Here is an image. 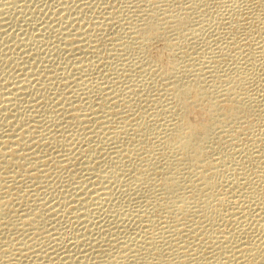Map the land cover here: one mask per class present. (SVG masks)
<instances>
[{
    "label": "bare ground",
    "instance_id": "6f19581e",
    "mask_svg": "<svg viewBox=\"0 0 264 264\" xmlns=\"http://www.w3.org/2000/svg\"><path fill=\"white\" fill-rule=\"evenodd\" d=\"M82 1H84V0H82ZM139 1H137V3H139ZM148 1H151V2H148V4L151 3V5L154 2L153 0H148ZM161 1L162 0H160L159 5H163V3H161ZM169 1H171V0H169ZM169 1H165L166 6L171 3V2L168 3ZM181 1L182 2H179L177 0V2L182 3L181 5H183V7L184 6L187 7L190 4V3L188 4L186 2L188 5L187 4L185 5V4H183V0H181ZM190 1H192V0H190ZM195 1H194V3H195ZM198 1H199V3L203 2V0L201 2H200V0H198ZM233 1H235V0H233ZM238 1H240V0H236V2H238ZM242 1H244V0H242ZM249 1H251V0H249ZM116 2H117V0H116ZM162 2H164V0ZM173 2L174 1H172V3ZM177 2L175 3L176 5H178ZM228 2H230V1H228ZM236 2H235V4L232 2V4L237 5ZM245 2H247V1H245ZM255 2L258 3V5H255V7L258 6L257 9L259 10V13L257 12L258 14L257 13L254 14V16L252 18L250 17L251 21H249L250 18L246 19L244 17V19H243V17H241L239 15H236V16L234 15L235 17L239 16L238 19H236L233 22V24H231L232 22L231 23L228 22V24H230L229 26L225 24L229 28L227 30L221 31L222 32V33L220 32L221 34L219 33L220 34L219 39H221V35H222V37H223L222 40H224L225 44H222V45L217 44L218 46H215L216 48L212 49V48L208 47V43H207V45L205 44L206 47H204V45L202 47L203 48L208 47V48L203 50V51H199V52H197L198 50L193 51V49H192L193 45L196 42L195 40H197V39L200 40L199 37H202V35L203 36L205 35V32L202 33V30H203V28H206L209 23L203 19H200V21H198V23H195L198 19H196L195 22H194V20H195L194 19L193 20L194 23H193L190 19H192L194 17L187 15L189 12L187 14H185L187 12L186 9L187 8H188V10L193 9L192 7L190 9H189V7H187L185 9L186 12H185V10L183 11V12H185L184 14H182L180 12L181 14L179 13L176 15H175V13H177V11H176L177 9L174 10L175 13L173 12V9L178 8V7L172 8V12L174 14H170L168 16L165 15L167 17L163 18L162 12L159 13L161 15V17H160L157 15L158 13L157 14L155 13L156 11H153V9H154L153 6L155 4H153L152 7L149 5L152 8V11L154 13H152V14L150 13L151 14L150 15L148 13L143 14L140 12V14H143V15L139 16L140 17L139 21L141 23H139L138 25L136 23H135L136 25L134 23H133L134 25L131 23L132 26L130 28L128 27L129 31H127V32H126L127 28L122 29L123 28L122 27L121 29L125 30L124 32H126V34H125L126 37L124 36L125 39H123V38L121 39V37L123 35L120 37V40L112 38L113 41L110 40L112 43L109 44L112 46L111 47L112 49H110V50L112 52L114 50H117L118 48H121V50H124V52H125L126 51L125 48L130 49L129 51H132V49H134L136 52H138V54L139 53L141 54V57L142 56L144 57V58H141L139 56V58L142 59V61H140V65H141L140 70H142V71L141 72L139 71V72L141 74L145 73L144 74L145 77H146V73L147 74L149 73V75L151 74L150 75L151 77H152V75H153V77L154 76L156 77L158 75L157 78H159V77L161 78V79L159 78L160 79V86H159L160 88L158 87L159 92L156 93L153 91L154 93H156V94H153L156 96V100L153 98L155 96H150V95H148V93L146 95L145 94L146 90L144 91L145 93L143 92L144 95L141 94L142 92L139 93V90L136 92V89L138 87L136 86V84H132V83H131V85H133L134 88L137 87L135 90H134V88H131L129 85V87L128 86H127V88L125 87L126 89L124 88V90H123L124 93L123 92L121 93V90L123 89V87H122V89H121V87L119 88L121 90H119V89H118L119 91L117 90V87L120 86L119 77H115L116 78L115 80L112 77H109L110 80H112V79L114 80V81H110L108 78H106L104 75H102L100 73V71H99V73L101 75H98L95 77L93 76L94 78L93 77L90 78V76H88L90 78L89 81H86L88 79L87 77H86V80H84L83 79L84 76L82 77L81 73H83V72L84 73L90 72V74L94 73L97 69L98 70L100 69L98 67H102L103 64H106L104 62H107L105 60L104 61L102 60L104 57L101 58L99 56L100 51H98V50H100L99 47H101L102 44H101V46H99L98 43H99V40L100 41L102 40V38L96 39L95 37H97V36L99 37V35H97V34H95V35H97L95 37L90 35V34L94 35V33L98 32V31L97 32L92 31L93 28H96V25H95V27H93V26L97 22L94 24H91L93 27L92 29H89L91 32L86 31V28H85L86 32H81V31H83V29H81V30L77 31V33H72V31H71V33H67L69 35H67V38L65 39V44L63 43L64 46H62L63 49L65 47V50L63 51V53L66 54V52L68 51L69 52L68 55L71 54V57L74 54L75 55L79 54L80 57L75 58V59L71 58V59H74V62L67 58L69 61L72 62L69 65L70 67H67L69 69L71 68V73L66 74L64 79H63V80H65V82H63L65 85H63V87H65L66 89L68 88V90H67L68 95L65 94L66 92H64L62 94L63 95L62 98L60 97L61 99L56 98V99H58L56 101L57 102L56 105H58L60 107V109L58 107L57 108L58 114L57 113H55V114L57 117L60 118L61 123L68 125L67 130L65 129L66 131H68L69 128L71 129L73 126H75V129L77 128L76 131H74V130H73L74 132L71 131L72 134H70V130H69V132H67L68 138H70L74 142H77V146H79V145L81 146L82 142L84 143L86 141H88V144H82L81 147L76 148L77 151L74 150L70 155H65V153H67V151L65 152L64 148H62L63 151L65 152L64 153L65 156L63 154H61V155H63V157H61V155L59 154V157H61V160H59V162H56V163L51 162V161L48 163L47 161H49V159L47 160V156H42V157L39 156L40 158H35L36 159L35 162L29 161L28 157H30V156L35 157L36 151L41 149V147L44 145V143L47 142V140H49V142L51 140H53V143H51V144L59 145L60 143H63V141H61L60 139H63L64 137L60 138L59 136H57L60 138L59 139L60 141H58L55 138V136L57 134L55 135V133H54V132H58V130L57 131H56V129L51 130V128L49 129L50 126L48 127V125H46L48 128H45L46 126L44 124L46 121L42 123L43 120L40 121V119H38L41 116L39 115L40 117H38L39 112L36 109L37 105H35L34 108L29 106L30 109L31 108L34 109L33 111H34L35 115H32L33 119L35 118L33 121V122H35L34 125L32 127L26 128V129L22 128V129H24V130H22L21 128H19V126H21V123H20L21 120L18 121V119H17L19 116L11 114L12 113L10 110L11 103H9V102H12L13 98L12 99L10 98V100H5L6 98L4 99L3 103L1 104V106H2L1 110L11 112L10 114H8L7 112H5V113L8 114L7 115L8 119H9V117H12L14 119L13 121L15 123L13 122L14 129L12 128L13 125L10 124V126H8V127L12 126L11 128L13 130L10 129L8 131H5L4 135L2 134L3 133L2 132L1 133L2 137H0V264H6V262H7V264L10 262H11V264H18V262H20V261H21V263L25 262L27 264H86L87 260L89 258L88 256L90 254H92V255L95 254L96 257H94V255H93V257L95 259L90 258L91 260H88V261L92 262V260H93V262H94V260H96V261L101 260V257L103 259L104 254L106 256L110 255L112 253L111 251H114V250L115 251L117 250L118 254L116 256H119V258H121L120 255L123 254L122 257H124V259L126 258L125 260H127L126 264H264V187H263L264 186V136L255 134L256 133L255 131H254L255 133L252 131L253 134H250V132H249L250 129L252 130V127L254 128V126L255 127L258 126V124H257V126L255 125V119L258 118V116L260 117L259 114H260V110H262V109H259L261 107H260V104H258L259 101L258 100L256 101V99H257L256 96L257 95L260 96V94H258L259 92L260 93L262 92V94L264 92V82L262 85L259 83L261 85L260 88L262 87L261 90L257 89L255 86L256 90H259V92L254 91L253 89H255V88H251V86H254V85L250 84L251 82H253L254 79L257 78L255 75V74H257L256 71H258L259 69L264 71V61L262 62V60H261V63H259L257 60L258 56H256V54H259V57H261L260 54L261 53L264 54V30L259 29V28L254 30V28H253L255 23H259V22L261 23V26L262 25L264 26V0H255ZM64 3L66 4V2H64ZM78 3H79V1H78ZM194 3H193V5H190V6H194V8H195L196 3L195 4ZM241 3L242 2H240V4ZM157 4H156L155 10H157L159 7V6H157ZM81 5H79V6H81ZM145 5H147V4H145ZM206 5H208V4H206ZM206 5H204V6H206ZM234 5H232V6L234 7ZM244 5H246V4H244ZM79 6L77 7V9L79 8ZM230 6L231 5L229 3L228 7H230ZM241 6L236 7V9L239 7L243 9V7H241ZM145 7H148V5ZM196 7H197V5H196ZM233 7H231V9ZM251 7H252V5H251ZM64 8H67V7H64ZM64 8L61 7V9H63L61 11H64L65 10ZM113 8H111V10ZM170 8H171V6H170ZM197 8H195V9L197 10ZM212 8L214 9L215 7H212ZM244 8H246V7H244ZM3 9H4V7H3ZM121 9H123V7ZM121 9H120V11H121ZM161 9H163V8H161ZM168 9H169V6H168ZM210 9H211V7H210ZM249 9H250V7H249ZM67 10H69V9H67ZM111 10L109 12H106V13L104 12L105 15H108L106 18L104 17L106 20V23L108 21L107 24H110V22H112L114 19H117L116 15H114V12H112ZM199 10H200V7H199L198 11ZM202 10H203V8L201 9V11ZM221 10L222 11L225 10V12H226L227 10H229V8L228 9L224 8ZM233 10H234V8H233ZM258 10H256V11H258ZM147 11H149V9ZM150 11H151V9H150ZM193 11H195V10H193ZM198 11H197V13H198ZM214 11L215 10H213V12ZM239 11H242V10H239ZM246 11H247V9H246ZM64 12H66V11H64ZM132 12H131V14H132ZM142 12H144V11H142ZM205 12H207V11H205ZM217 12H218V10H217ZM219 12H221V11H219ZM231 12H232V10H231ZM233 12L232 13L229 12V14L231 15V14H233ZM236 12H238V10ZM236 12H234V13H236ZM247 12H249V11H247ZM71 13H72V15H75L74 14L75 12L74 13L71 12ZM83 13H84V11H83ZM119 13L121 14L122 12H119ZM133 13L136 14L135 12H133ZM167 13H168V11L166 12V14ZM238 13H240V12H238ZM79 14H81V13H79ZM127 14H128V11H127L126 15ZM134 14H132V15H134ZM216 14H215V16H216ZM67 15H66V17H67ZM191 15L194 16V12H193V14L191 13ZM225 15H227V13ZM225 15H224V17H225ZM244 15L247 16L245 13H244ZM83 16L84 15H81V17H83ZM204 16H205V14H204ZM215 16L213 19L216 18ZM219 16H218V18H219ZM135 17H137V16H135ZM208 17L210 18V16H208ZM224 17H223V19H222V17L220 19L224 20ZM230 17H232V16H230ZM235 17H233V19ZM99 18H101V17H99ZM131 18H133V17H131ZM102 19L103 18H101L100 20H102ZM204 19H205V17H204ZM84 20H86V18H84ZM208 20L211 21V18ZM222 20H220V26H222V23H221V22H223ZM61 21H60V23H61ZM72 21H73V19H72ZM88 21H89V19H88ZM130 21H131V19H130ZM227 21H229V20H227ZM86 22H87V20H86ZM216 22H217V20H216ZM70 23H72V22H70ZM88 23H87V25H88ZM112 23H111V25H113ZM251 23H253V26ZM64 24H66V23H64ZM101 24H103V22L99 23V26H97V27L100 28ZM125 24H124V26L128 25V24H126V25ZM217 24H219V23H217ZM61 25H62V23H61ZM91 25H90V27H91ZM101 26H103V27H101V29L97 28V30L102 31V30H104L102 28H104L105 26L107 27L108 25H106L104 23V25H101ZM210 26H213V25L210 24ZM255 26H257V25H255ZM58 27H60V26H58ZM67 27H69V26L67 25ZM67 27L65 28V30H67ZM76 28H79V26ZM76 28H75V30H76ZM81 28H84V27H81ZM213 28H214V26L212 27V29ZM216 28H217V26H216ZM222 28H223V26H222ZM258 29L260 31H258ZM72 30L74 31V29H72ZM239 30L240 31L243 30L245 32L244 33L245 38L241 39V38H239L240 36H237L238 35L237 33ZM94 31H95V29H94ZM215 31H216V29H215ZM170 32L175 36V37H172V39L171 38L169 39V36H168V34ZM216 32H218V31H216ZM100 33L101 32H99V34ZM104 34H105V32H104ZM114 34H113V36H114ZM219 34H218V36H219ZM255 34H259L260 35L259 37H261V38H259L257 35V37L260 39L259 45L258 44L253 45L252 39H255V38H251V37L252 36L254 37ZM59 35L61 36V32L59 33ZM101 35L102 34H100V36ZM171 35H170V37H171ZM119 36L120 35H118V38H119ZM216 36L217 35H215V37ZM242 36H243V34H242ZM257 37H256V39L259 40ZM104 38H106V37H104ZM60 39H61V37H60ZM156 41L165 42V43H162L164 45H161V46H163L162 54L164 55V53H165V55H167V58L165 57V59L168 60L167 62L164 60H161L159 58L160 56H162L164 58L165 55L163 56L161 54L158 57L157 56L156 57L151 56L152 54L150 53V51L152 50V48H154L153 47L155 45L154 42H156ZM202 41H203V39H202ZM217 41H218V39H217ZM256 41H254V42H256ZM158 42H156V43H158ZM188 42L191 43L190 44L191 49H189V50L192 51V53H190V51L187 50L188 47L187 48L185 47L187 51H184V50H183L184 52L180 51L181 52V54H180V52H178V49H180L182 46H186L185 43L187 44ZM204 42H202V43L204 44ZM206 42H208V41H206ZM218 42H216V43H218ZM257 43H259V42L257 41ZM104 44H105V42H104ZM104 44H103V46H104ZM107 44H108V42H107ZM107 44L105 46H107ZM197 45H198V43H197ZM199 46H200V44H199ZM209 46H211V45H209ZM212 46H214V44ZM255 46H258V48H256ZM57 47H61V44L57 45ZM194 47H195V45H194ZM202 47H201V49H202ZM118 51H119V49H118ZM60 52H62V50ZM93 52L98 54L96 56L95 60L89 59V58H83L84 56L86 57L89 54L90 55L94 54ZM119 52H121V51H119ZM176 52L179 53V55ZM102 53H103V51H102ZM110 53H107V54H109V55H107V58H109L108 56H110ZM53 54H55V53H53ZM125 54H124V56H126V55L128 56V54H126V55ZM157 54L159 55L160 53L157 52ZM68 55H66V56L68 57ZM81 55H84V56L81 57ZM94 55H96V54H94ZM117 55L118 54H116V55L113 54V56L118 57ZM136 55H137V53H136ZM102 56H105L104 53ZM127 56H126L125 60H127ZM131 56H132V54H131ZM120 57L122 58V54H119L118 59H120ZM129 57L130 56H128V58ZM69 58H70V55H69ZM91 58H94V56ZM137 58H138V56H137ZM185 58L186 59L188 58V60H185L186 62L188 61L189 63L190 62H193V63H191V64L187 63L186 66L184 65L182 67L181 64L186 63L185 61H183ZM129 59H131V58H129ZM121 60H120V62H121ZM69 61H68V63H69ZM113 61H112V63H113ZM129 61H131V63L135 64V62H132V60H129ZM129 61H128V63H129ZM109 62H111V60L108 61L107 63L109 64ZM137 62H136V66L138 64ZM195 62H198V63H195ZM66 63H63V64H65L64 66L68 65V63L67 64ZM116 63H117V61H116ZM122 63H124V61ZM126 63L127 62H125V64ZM108 64H106V65H108ZM113 65L122 66L123 64H114L113 63L110 66H113ZM126 65H128V67H129L131 64L130 65L126 64ZM124 66H122V67H124ZM131 66H133V65H131ZM136 66L135 67L133 66L134 70H135ZM128 67H126V68H128ZM137 67H139V66H137ZM111 68L115 69L116 67L114 66ZM103 69H105V68L103 67ZM103 69H101V70H103ZM107 69H110V68L108 67ZM65 70H68V69H65ZM98 70H97V72H98ZM111 70H113V69H111ZM116 70H114V71L116 72ZM118 70H120V69L118 68ZM123 70H124V68L122 69V71ZM130 70H132V69H129V71ZM134 70H132V71H134ZM138 70H137V73H139ZM125 71L128 72V70L127 69L124 70V72H123L124 76L126 75ZM262 71H260V72H262ZM26 72H28V71H26ZM66 72H68V71H66ZM107 72H109V71H107ZM107 72H105V73L107 75H109ZM110 72L112 73L113 71H110ZM118 72H120V71H118ZM64 73L61 75H64ZM78 75H80V76H78ZM121 75L122 74H120V76ZM112 76H113V74H112ZM124 76H123V78H124ZM137 76L139 78L143 79L144 82L148 79V78L145 79V77L142 78L143 75H140L142 77H140L139 74ZM127 77L128 78H135V77H130V75ZM155 77H154V79H155ZM262 77H261V79H264V74ZM51 78L49 79L50 83H51ZM39 79H40V77H39ZM259 79L260 78L257 79V82ZM130 81L133 82V79L129 80V82ZM155 81H157V80H155ZM262 81H264V80H261V83H262ZM157 82H159V81H157ZM157 82H155V83L153 82L154 83L153 86L156 87L155 84ZM116 83L119 84V86H117ZM145 83H148V82L146 81ZM121 84L123 85V83H121ZM259 84H258V88H259ZM61 85H62V83H61ZM61 85H59V86L62 88ZM146 85H148V84H146ZM157 85H158V83H157ZM49 86H50V84H49ZM52 86H54V85H52ZM146 87L148 88L150 86H146ZM155 87H153V88H155ZM21 88L25 89L24 86ZM144 88H145V85H144ZM148 89H150V88H148ZM94 91H95V93L98 92V94L96 93L95 95H93V97H95L93 99L92 94L94 93ZM156 91H157V89H156ZM60 93H57V94L59 95ZM10 94L12 96L13 93H10ZM127 94H129V95H127ZM139 94H140V96H139ZM17 95H15V96H17ZM141 95L144 96L145 98L143 97V99H142ZM151 95H152V92H151ZM134 96H137L139 98L141 97L142 100L141 99L137 100L136 99L137 97L135 98ZM158 96H159V98H157ZM19 97L20 96H18V98ZM263 97H264V95H263ZM263 97H261V98H263ZM134 98H135V100H137V102L141 100L140 104H142L141 107L139 106L140 108L138 107L139 111H137V112H134L135 110L132 111L133 110L132 107H134L135 105L130 106L131 103H133L132 101L134 100ZM150 98L152 100H150ZM42 99H44V98H42ZM159 99H160V105L158 104L159 106H157L156 108L153 107V108H155V110L153 109V112H151L152 108L149 107L150 105H148V103L150 104V102L153 101L152 103L154 104V102L159 101ZM45 100H46V97H45ZM37 103H38V101H37ZM135 104H138V103H135ZM140 104H138V105H140ZM128 105L130 106V108ZM52 106H54V105H52ZM153 106H156V105H153ZM262 106H264V104ZM136 108L134 107V109H136ZM148 108H150L151 111ZM39 111H41V110H39ZM192 112L195 113L196 115H199V117L204 122L202 121V124L192 123L191 120L189 119L190 114ZM41 115H43V114H41ZM261 116L263 118L264 115H261ZM20 117H22V116L20 115ZM55 118L56 117L52 118L53 120L48 119L50 125L52 124V126H53L52 129L56 126L57 127L58 126L59 127H63V126L66 127L67 126V125L62 126L60 121H58L59 118H58V120ZM194 118H196V117L194 116ZM201 119H200V121H201ZM256 120L258 121V119H256ZM257 121H256V123H257ZM263 124L259 125V126L262 128V126L264 127ZM258 127H257V129H258ZM0 128L2 129V127H0ZM19 130L21 132L18 134L17 132H19ZM59 130L63 131L64 128L63 129L59 128ZM65 130L63 131L64 134L66 132ZM80 130L82 131V134H80V135H83V136H78L79 134L77 133V131L79 133H81ZM16 133L18 135H16ZM96 133H100L99 134L100 136H101V134H104L105 137H107L106 138L107 141L111 143L110 146L112 145V147H110V149L106 147L108 150L106 155L99 152L98 149L90 146L92 143L90 144L89 141L97 140V139H93ZM257 133H258V131H257ZM261 133H263V132H261ZM127 134H131L130 136H133V138L131 137L132 138V141H131L132 144L129 143V145H130L129 147L128 146L125 147L123 144V140L125 138V135H127ZM61 135L62 134H60V136ZM92 135H94V136L92 137ZM99 135H96V138ZM263 135H264V133H263ZM46 136H49V138H46ZM80 137H83V139H81ZM101 137L104 138L103 135ZM135 138L140 139V140L138 139L141 142V144H139L140 148H138L135 144H133V140H135ZM66 141L67 140L65 139V142ZM104 141H101V142L103 143ZM108 142L104 145L107 146ZM124 142L126 143L127 141H124ZM128 142H130V141H128ZM128 142L126 144H128ZM96 143H97V141H96ZM65 144H68V142ZM65 144L63 143V144H61V146L64 145V147H65L66 146ZM29 145L31 147V150L36 147L35 153L34 152H32L30 154L28 153L27 154L28 156H26L25 153H24V155L23 154L19 155V152L22 151V149L24 147L29 146ZM72 145H73V143H72ZM94 146L96 147V145H94ZM55 147H57V146H55ZM70 147L74 148L75 146L74 147L70 146ZM104 147H103V149H101V150H103V152H104V150L106 151V149ZM68 148H69V144H68L67 150H70V152H71V149H68ZM97 148H99V147H97ZM52 149L53 148H51L50 150H52ZM65 149H66V147H65ZM45 150L46 149L40 150L38 155H49V153L51 151L49 153L46 152V154H45L44 152H42ZM57 151L59 153L62 150H60V151L57 150ZM75 151H76V153H75ZM255 152L258 154V157L254 156V155H256V154H254ZM51 153H53V151ZM51 153L49 156H51ZM61 153H63V152H61ZM236 154H240V155L244 154L243 155L244 162H245V160H250L248 163L251 164L250 165L251 168L253 167L252 171L255 172V174L257 173L256 176H254V175L253 176L256 178H259V180L257 179L258 180L257 181V180H255L256 178L253 177L252 181H256L257 183L254 184V182L251 181V178H249L250 173L248 174V172L250 171L249 170L250 168L248 169L249 171L247 173H245L246 172V170H245L246 165H245V163H243L242 158H241L242 160L238 159L240 156L239 155L237 156ZM107 155H114L112 157L113 160L111 158V162L114 161V163H116V165L114 166V169L111 167L112 164L110 166H108V167L112 168V169H109V171H107L108 168H106V170L104 169L107 165L103 164V163L109 161L105 157ZM158 155L161 157V160L159 158L160 161L157 160ZM215 156H217V157L215 158ZM53 158H54V156H53ZM105 158L107 160H105ZM108 158H110V157H108ZM50 159H52V158H50ZM56 159H58V158H56ZM54 160H55V158L52 161H54ZM102 161H104V162H102ZM130 161H134V164L131 165V167H130L131 169L130 168L126 169V170L122 169V168L129 167L130 164H128V166H127V163L128 162L130 163ZM52 163H53L52 167L56 170L57 169H59V170L68 169L70 172L69 171H67V172H69L70 174L68 173L66 175L68 177L70 175L69 179H72L74 177V178L80 180V182L75 181L76 185L78 184L79 186H75L73 188L71 187L72 189H70L68 186L70 184L69 183L67 185L68 190L66 191V189H65L66 192L63 191L64 193L63 192L60 193L62 195L67 194V197L65 195H64L65 196L64 198L62 197L64 202H61L60 201L61 199H59L58 200V201H60L59 203H57L58 201L54 203V204H56V203L59 204V206L60 205L62 206V204H65L63 206H66V208L68 207V212H67L68 215L69 214L73 215L72 217L69 215V217L73 218L74 219L73 221H75L74 224L78 223V226H80V227L77 228L78 226H76L77 225L76 224L75 226H76L77 230L73 231L71 229L73 232L77 231V233L74 234L72 232L74 234L73 235L74 237H72V239H71L69 236L70 239H68V240H66L67 239L66 237H68V236L64 237V235H66V232L64 233V230H63V234H61L59 232L58 238L55 237L58 241L56 239L55 240L59 243L57 244L56 241H53V242H56V248H54V249L52 248V250H49L47 248L46 250L43 251V249L37 248V246L40 245L39 243H38L39 245L36 246V244H34L36 242L32 243L33 240L31 242V240L27 239L28 237L33 236L32 234H31V236H28L29 233H33L32 231H36V230L38 231V229H37L38 224L37 223H39V221L41 222L42 219L40 220L38 218L39 214L37 215L38 220L35 219V216H36L35 214H34L35 216L29 215L30 212H28V211H30V210H28L29 207L25 202L24 203H25V205H27L26 209L28 211L23 210V207L20 206L21 203H18V201L22 202L23 200H25V198H22L18 194V191H16V190H18L17 189L19 187L18 185L20 183H23V181L25 179L27 180L28 177L31 180L35 181V182L32 181V182H34L35 185H36V183L39 184L42 181L43 177L40 174V171L37 170L36 167L39 166L40 170H41V168H40L41 166L44 168L46 167L47 170L44 169L46 171H43V170L42 171H43V174L45 173L44 174L45 177H47L50 175L49 173H51L49 167ZM102 164H103V166H102ZM56 170H53V171H55V173H56ZM79 170H80L81 174L79 173ZM58 172H59L58 173V175H59L60 171H58ZM253 172H251V173L253 174ZM78 173L80 174V176ZM61 174H63V173H61ZM123 174H125V176H122ZM77 175H78V178L76 177ZM52 176H54V172H53ZM52 176H50L51 178L49 180L53 179ZM61 176L63 177V175H61ZM61 176H60V178H61ZM71 176H73V177L71 178ZM127 176H128V178L126 179L125 177H127ZM250 176H252V175H250ZM58 177H57V173H56V178H58ZM119 177L126 179V180L124 179V181H123V182H125V184L121 181V183L124 185H122V184L117 185L116 180H119L118 179ZM62 179H64V178H62ZM69 179L65 180V181L69 182ZM31 180H29V181H31ZM29 181H28V183H29ZM70 181H72V180H70ZM72 183L73 182H71V184ZM23 184H21V185L23 186ZM34 184H31V185L34 186ZM249 184H252L255 186H256V184L260 185L258 187L262 188V191L259 190L261 193L258 191V187H251V188L249 187L250 190L248 191V189H247L248 187H246V186L247 185L249 186ZM65 185H63V186H65ZM40 186H42V185H40ZM143 186L148 187L147 190L150 189L153 197H151L152 195L148 196L147 198L144 197V195L146 194L145 193L146 191L144 192V190L146 188L145 189L143 188L144 190H142L144 192L143 197H139V196H141L139 194L141 192H138V191ZM30 187H28V188H30ZM118 187L124 188V190L121 193L124 194V192H125V195H126V193L129 192L130 195H133V196L135 195L139 199L140 204H139L138 208L136 207L137 208L136 210L133 209V212H132V210H131V213L129 211L131 206L129 208H125V209H128V212H129L128 216L126 217L127 219L125 218L126 221L128 223L129 222L134 223L137 228L136 227H133V228H136L137 231H135L132 234V236H131V233H130V236L129 235L125 236V237H129V238H123V237L118 238L121 236H118L116 234V236H118V237L117 238L115 237V239H113L112 235H111V239L114 240L113 242H111L112 241L111 239H110L111 240L110 241V240L106 239L107 237L105 238V236H104L105 235L104 231H106L105 230L106 228L104 229V227H106V225L104 226V225H102L103 223L102 224L100 223L101 221H103L105 219H109V218L111 219V217H110L111 214L110 215L106 214L107 212L103 209L105 211V212L103 211L105 213L104 215H106V216L108 215L109 218H105V216H104L105 219L99 221L101 226H103L102 228L104 229V231L103 232L98 231L99 235H97V236L95 235L97 233V231H96V233L94 232L96 230V228L94 229L93 226H97L98 222L96 221L97 222L96 223L94 221L96 219V217H93V216L99 214L102 211V208L105 207V205H107V203H110L112 200H113V202L116 200V199L115 200L113 199V198H115V196L114 197H112V196L116 195L117 191L114 192L115 194L114 193L112 194V191L114 188H118ZM21 188H23V187H21ZM32 188H34V187H32ZM41 188H43V187H41ZM35 189H36V186H35ZM56 189H57V187H56ZM118 189H120V188H118ZM132 190H134V191H132ZM19 191H21V190H19ZM56 191H58V190H56ZM37 192H39V191H37ZM52 193H53V191H52ZM54 193H56V192H54ZM123 194H120V196ZM130 195H128V196H130ZM147 195H145V196H147ZM36 196H38V195H36ZM32 198H35V197L33 196ZM42 198L43 197H41V199ZM46 198H47V196H46ZM123 198H124V196H123ZM28 199H29V197H28ZM43 200H44V198H43ZM117 200H118V198H117ZM34 201H36V200H34ZM132 201L134 202V200H132ZM38 203H40V201ZM114 203L112 206H115ZM36 204H37V202L35 203V205ZM42 205L44 208L45 207L44 205H48V204H42ZM50 206H46V207H50ZM59 206H57V208ZM112 206H110L111 209L113 208ZM51 207L55 208L54 206H51ZM35 208H36V206H35ZM59 208L62 209V207H59ZM29 209H31V208H29ZM48 209L46 208L47 213H49ZM51 209L52 208H50V210ZM108 209H106V210H108ZM38 210H36L37 213L39 212ZM63 210H67V209H63ZM112 210L114 212V209H112ZM112 210H108V211L112 212ZM118 210H120V209L118 208ZM118 210H115V212L116 211L118 212ZM121 210L123 211L121 213L125 212L122 208H121ZM34 211H35V209H34ZM55 211H57V209ZM60 211H62V210H60ZM98 211H100V212L98 213ZM19 212L22 213L21 216L18 215ZM50 212H51L50 213L51 215L49 216V218L53 217L52 216L53 211H50ZM126 212H127V210H126ZM67 213H65V214L67 215ZM8 214L15 216V218L12 217L15 220L12 221V218H10ZM56 214H57V212H56ZM120 214H119V219H122V218H120V217H122L121 216L122 214L121 215ZM124 214L123 215L125 217L127 213H124ZM41 215H43V214L41 213L40 216ZM47 215H49V214H47ZM61 215H64V214L60 213V215H57V217L58 216L62 217ZM100 215H102V214H100ZM6 216H8V217H6ZM114 216L112 218H114ZM57 217H55V218H57ZM98 217H101V216H98ZM124 217H123V220H125ZM7 218H10V219H7ZM16 218H19V219H16ZM47 218H48V216H47ZM66 218H67V216H66ZM45 219H46V217H45ZM60 219L62 220V218H60ZM119 219H118V217L116 218V220H119ZM47 220H49V219H47ZM57 220H58V218H57ZM67 221L68 220H65V222H67ZM93 221H94V223H96V225H93L94 224ZM126 221L125 222L122 221V223H121L122 226H123V223H125L127 225ZM46 222L47 221H45V223ZM61 222H63V221H61ZM115 222H119V223L116 224ZM115 222L114 223L116 225H118L120 228L122 227L121 225H119L120 221H115ZM104 223L106 224V221ZM71 224H72V222H71ZM44 225H46V224H44ZM68 225H70V224H68ZM111 225H113V228L117 227L116 225L114 227V224H112V221H111ZM92 227H93V229H92ZM74 228L75 227H73V229ZM102 228L99 227L100 230ZM65 229H66V227H65ZM99 229H97V230H99ZM108 229H109V227H108ZM108 229H107V231H109ZM116 229H117V231L119 230L118 227ZM211 229L213 230L212 233L210 231ZM4 230H6V231L8 230V232H10V233L7 234V233H5ZM59 230L61 231L60 227H59ZM71 230H70V232H71ZM112 230L115 231V229H112ZM112 230L109 231L110 232L109 234H111ZM55 231H57V230H55ZM209 231H210V233H209ZM20 232H22V233H20ZM38 232H41V229ZM42 233H43V231L40 234H42ZM9 234H12V235L22 234V235H24V236L26 235V236H25V239H23L24 237L20 235L22 237V238L20 237L21 240L19 237L15 238V240H12L13 239L12 235H9ZM114 234H113V237L115 236ZM37 235H39V233ZM37 235H35L36 237L35 236L34 237L35 238L43 237V234L40 235L41 237L40 236L37 237ZM95 236H96V238H94ZM122 236H124V235H122ZM34 237H32V239H35ZM39 240L41 243V239H39ZM46 240L50 241V239H46ZM36 241H37V239H36ZM50 246L51 245L49 244V247ZM51 247H54V246H51ZM81 247L83 248L82 250H80ZM37 249H38V251H37ZM115 251H114V254H115ZM71 252L73 254H71ZM87 252H90V254ZM106 256H105V258H106ZM90 257H91V255H90ZM98 257H99V259L97 260ZM111 257H113V256H111ZM23 258H25L24 260H26L27 262L26 261L22 262ZM107 258H106L107 261H104V259H103L101 261H98V264H102L104 262H107V264H115L116 262L122 263L121 260L118 261L119 260L118 257H114L113 258L114 260H111V261L109 260L110 263L108 262V259H110V258H108V259ZM125 260H124V262H125ZM95 263H93V264H95Z\"/></svg>",
    "mask_w": 264,
    "mask_h": 264
},
{
    "label": "rangeland",
    "instance_id": "374dc122",
    "mask_svg": "<svg viewBox=\"0 0 264 264\" xmlns=\"http://www.w3.org/2000/svg\"><path fill=\"white\" fill-rule=\"evenodd\" d=\"M78 1H79V3H78ZM102 1V2H101ZM137 1H139V0H117V2H116V0H84V1H82V0H0V127H2V129L0 128V137H2V134L4 135V133H5V131H8V130H13L14 129V125H13V118L12 117H9V119H8V114H10L11 112V114H14V115H16V116H19L20 117V115L22 116V117H18L17 119H18V121H20V123H21V126H19V128H24V129H26V128H29V127H32L33 125H34V123L35 122H33L34 121V119H33V116L32 115H35V113H34V109H32V108H34V106L35 105H37V107H36V109L38 110V117H40V118H38V119H40V121L41 120H43L42 121V123L43 122H45V126L46 125H48V127H49V129L51 128V130H55L56 129V131L58 130V132H54L55 133V138L58 140V141H63V143L65 144V143H67L68 142V144H69V148L68 149H71V152H70V150H67V147H68V144H65L66 146V149H65V147H64V145H62L61 146V144H63V143H60L59 145H55V144H51V143H53V140H51L50 142H49V140H47V144L46 143H44V147L42 146L41 147V149H39V150H37L36 151V147L34 148V149H32L31 150V147H30V145L29 146H26V147H24L23 149H22V151H20L19 152V155H21V154H23L24 155V153H25V155L26 156H28L27 154L29 153H32V152H34L35 153V151H36V154H35V157L34 156H30V157H28V159H29V161H31V162H35L36 161V159L35 158H40L39 156H47V160L49 159V161H47L48 163L51 161V162H59V160H61V157H63V155H64V153L67 151V153H65V155H70L74 150H76V148H78V147H81L82 146V144H88V141H86V142H82V144H81V146L79 145V146H77V142H74L73 140H71L70 138H68V133L67 132H69V130H70V134H72V132L71 131H76L77 130V128L75 129V126H73L71 129L69 128L68 129V131H66L67 130V128H68V125L66 126L64 123H61V120H60V118L59 117H57L56 116V114L55 113H57L58 114V105H56V101L61 97L62 98V94L64 93V92H66L65 94H67L68 95V92H67V90H68V88L66 89L65 87H63V85H65L63 82H65V80H63L64 79V77H65V75L66 74H68V73H71V68L69 69V68H67V67H70L69 65H70V63H72L71 61H69V60H72L73 62H74V59L75 58H78V57H80L79 56V54L78 55H73L72 57H71V54H69L70 55V58H69V55H68V51L66 52V54L65 53H63V51L65 50V47H64V49L62 48V46H64V44H65V39L67 38V35H69V34H67V33H71V31H72V33H77V31H79V30H81V29H83V31H81V32H86V31H88V32H91L89 29H92L93 27H95V25H96V28H93L92 29V31L93 32H97V33H94V35L93 34H90L91 36H97V35H99V37L97 36V37H95L96 39H98V38H102V40L100 41L99 40V46H101V44H102V46L101 47H99V49L100 50H98V51H100L99 52V56L101 57V58H103L102 60L104 61H110L111 60V62H109V64L110 65H112L113 63L114 64H123L122 66H124V67H122V66H119V65H113V66H110L107 62H104V63H106V64H108V65H106V64H103V66L102 67H98V68H100L99 70H98V72H97V70L94 72V73H91L90 74V72H83V73H81V76L83 77L84 76V80H86V77L88 78L86 81H89V79L90 78H92L93 76L95 77V76H98V75H104L106 78H108L109 80H110V78L109 77H112L114 80L116 79L115 77H119V82H120V86H119V84H117L116 83V85L117 86H119V87H117V90L121 87V89H122V87H123V89L121 90V89H119V90H121V93L123 92L124 93V88L126 87L127 88V86L129 87V85H130V87L131 88H134L133 87V85H131V83L132 84H136V86L138 87H136V88H134V90L136 89V92L139 90V93H141V94H143L144 95V93L147 95V93H148V95H150V96H155V95H153V94H156L157 92H159L158 91V89L160 88L159 86H160V79L159 78H157L158 77V75L155 77V79H154V77H153V75H152V77L149 75V73L147 74L146 73V77H145V73L144 74H141L140 72L142 71V70H140V61H142V59L141 58H144L143 56L141 57V54L139 55L138 54V52H136L134 49H132V51H129L130 49H126L125 48V52H124V50H121V48H118L119 49V51H121V52H119L118 51V49L117 50H114V51H112L111 52V50L110 49H112L111 47V45H109V44H111L112 42L110 41V40H112L113 41V39L112 38H114V39H119L120 40V37H121V39L123 38V39H125V37H126V32L127 31H129V29H128V27L130 28L131 26H132V24L134 23H136L137 25L139 24V23H141L139 20H140V17L139 16H141V15H143V14H145V13H148V14H152V13H154L153 11H156L155 13L158 15V16H160L161 17V15L159 14L160 12H162V14H163V18H165V17H167L168 15H170V14H174L175 13V11L174 10H176L177 11V13H175V15L176 14H179L180 12L182 13V14H184L185 12H186V10H187V12L185 13V14H187L188 12V14L187 15H189V16H191V17H194V18H192V19H190L192 22H193V20H194V22L196 21V19H198L195 23H198V21H200V19H203V20H206L209 24H208V28L206 27V28H203V30H202V33H204L205 32V35L203 36L202 35V37H199V39L200 40H195L196 42H195V47H194V45H193V51H197V52H199V51H203V50H205V49H207L208 47L209 48H212V49H214V48H216L215 46H218L217 44H225V42H224V40H222L223 39V37H222V35H221V39H219L220 38V34L222 33L221 31H224V30H227L229 27H227L226 25H230V24H228V22L229 23H231V24H233V22L236 20V19H238V17L239 16H241V17H243V19H244V17L247 19H249L250 17L252 18L253 16H254V14H256L257 12L259 13V10L257 9L258 8V6L257 7H255V5H258V3H256L255 2V0H251V1H249V0H244V1H242V0H240V1H238V2H236V0L235 1H233V0H203V2L202 3H199V1L198 0H192V1H190V0H183V4H187L188 6L187 7H189V9L192 7L193 9H190V10H188V8L186 7V6H184L183 7V5H181L182 3H179V2H182L181 0H178L179 2H177V0H171V1H169V0H164V2H162L161 1V3H163V5H159V3H160V0H153L152 2H153V4H155L154 6H153V11H152V5H151V3H149L148 4V2H151V1H148V0H140L139 1V3H137ZM165 1H169L168 3H172V1H174L172 4L170 3V4H168L167 6L165 5ZM194 1H195V3H196V5H197V7H196V5H195V8H197V10L194 8V6H190V5H193V3H194ZM202 0H200V2H201ZM228 1H230V2H228ZM245 1H247V2H245ZM64 2H66V4L64 3ZM81 2V3H80ZM87 2V3H86ZM145 2V3H144ZM158 4H157V3ZM177 2V4L178 5H176L175 3ZM187 2V3H186ZM193 2V3H192ZM209 2V3H208ZM232 2L235 4V2H236V4L237 5H234V4H232ZM240 2H242L241 4H240ZM245 2V3H244ZM250 2V3H249ZM2 3V4H1ZM12 5H11V4ZM74 3V4H73ZM83 3V4H82ZM86 3V4H85ZM96 3V4H95ZM194 3V4H195ZM229 3H230V7H228L229 6ZM239 3V4H238ZM65 4V5H64ZM82 4V5H81ZM100 4V5H99ZM102 4V5H101ZM117 4V5H116ZM145 4H147L148 5V7H145V6H147V5H145ZM156 4H157V6H159L158 7V11L157 10H155L156 9ZM201 4V5H200ZM206 5V4H208V5H206V6H204V5ZM227 4V5H226ZM244 4H246V5H244ZM252 5V7L255 9H253L252 7H251V5ZM61 5V6H60ZM79 5H81V6H79ZM111 5V6H110ZM138 5V6H137ZM140 5V6H139ZM151 7H150V6ZM174 5V6H173ZM181 5V6H180ZM203 5V6H202ZM225 5V6H224ZM232 5H234V7L232 6ZM242 5V6H241ZM244 5V6H243ZM250 5V6H249ZM254 5V6H253ZM79 6V8L77 9V7ZM84 6V7H83ZM91 6V7H90ZM109 6V7H108ZM143 8H142V7ZM168 6H169V9H168ZM170 6H171V8H170ZM202 6V7H201ZM238 6H241V7H243V9L242 8H237L236 9V7H238ZM3 7H4V9H3ZM61 7L62 8H64V7H67V8H64L65 10L64 11H66V12H64V11H61V10H63V9H61ZM76 7V8H75ZM94 7V8H93ZM114 7V8H113ZM123 7V9H121ZM132 7V8H131ZM175 7H178V8H175ZM199 7H200V10L198 11V9H199ZM205 7V8H204ZM210 7H211V9H210ZM212 7H215L214 9L212 8ZM229 8V10H227L226 12H225V10H221V9H224V8ZM231 7H233L234 8V10H233V8L231 9ZM244 7H246V8H244ZM249 7H250V9H249ZM74 8V9H73ZM102 8V9H101ZM106 8V9H105ZM111 8H113L112 10H111ZM121 9V11H120V9ZM132 10H131V9ZM148 10L149 9V11H147L146 9ZM161 8H163V9H161ZM172 8H175V9H173V12H172ZM187 8V9H186ZM203 8V10L201 11V9ZM209 8V9H208ZM54 9V10H53ZM67 9H69V10H67ZM73 9V10H72ZM81 9V10H80ZM83 9V10H82ZM104 9V10H103ZM118 9V10H117ZM125 9V10H124ZM128 9V10H127ZM150 9H151V11H150ZM180 9V10H179ZM183 9V10H182ZM186 9V10H185ZM209 11H208V10ZM215 10L214 12H213V10ZM218 10V12H217V10ZM246 9H247V11H249V12H247L246 11ZM6 10V11H5ZM112 11V12H114V15H116V17H117V19H114L112 22H110V24H107L108 23V21H107V23H106V20H105V18L108 16V15H105V13L106 12H109V11ZM128 11V14L126 15V13H127V11ZM146 10V11H145ZM162 10V11H161ZM170 10V11H169ZM185 10V12H183ZM193 10H195V11H193ZM212 10V11H211ZM231 10H232V12L234 11V12H236L237 10H238V12H240V13H238V12H236V13H234L233 12V14H229V12L230 13H232L231 12ZM239 10H242V11H239ZM256 10H258V11H256ZM54 11V12H53ZM83 11H84V13H83ZM90 11V12H89ZM102 11V12H101ZM118 13H116V12ZM135 12L136 14H134L133 12ZM138 11V12H137ZM142 11H144V12H142ZM164 11V12H163ZM168 11V13L166 14V12ZM197 11H198V13H197ZM205 11H207V12H205ZM219 11H221V12H219ZM245 11V12H244ZM70 12V13H69ZM71 12H75L74 14L75 15H72V13ZM78 12V13H77ZM105 12V13H104ZM119 12H124L123 14L121 13H119ZM126 12V13H125ZM130 12V13H129ZM131 12H132V14H134V15H132L131 14ZM140 12L141 13H143V14H140ZM193 12H194V16H192L191 15V13L193 14ZM212 14H211V13ZM223 12V13H222ZM68 15H67V14ZM79 13H81V14H79ZM90 15H88V14ZM116 13V14H115ZM180 13V14H181ZM205 14V16H204V14ZM217 13V14H216ZM221 15H220V14ZM227 13V15H225ZM238 13V14H237ZM244 13L247 15V16H245L244 15ZM257 13V14H258ZM57 14V15H56ZM105 16H104V15ZM150 14V15H151ZM197 16H196V15ZM199 14V15H198ZM209 14V15H208ZM215 14H216V16H215ZM220 16H219V15ZM223 14V15H222ZM244 16H243V15ZM250 14V15H249ZM66 15H67V17H66ZM72 15V16H71ZM81 15H84L83 17H81ZM88 15V16H87ZM119 15V16H118ZM126 15V16H125ZM165 15H167V16H165ZM202 15V16H201ZM224 15H225V17L227 18H225L224 17ZM232 16V17H230V16ZM236 15H239V16H237V17H235ZM249 15V16H248ZM86 16V17H85ZM94 16V17H93ZM125 16V17H124ZM135 16H137V17H135ZM205 17V19H204V17ZM208 16H210V18H211V21H209L208 19H210ZM212 16V17H211ZM214 16L216 17L215 19H213L214 18ZM218 16H219V18H218ZM5 17V18H4ZM62 17V18H61ZM75 17V18H74ZM89 17V18H88ZM91 17V18H90ZM98 17V18H97ZM99 17H101V18H103L102 20H100L101 18H99ZM105 17V18H104ZM131 17H133V18H131ZM196 17V18H195ZM199 17V18H198ZM222 17V19H223V17H224V20H222V19H220ZM233 17H235L234 19H233ZM67 18V19H66ZM84 18H86V20H87V22H86V20H84ZM125 18V19H124ZM251 18H250V20L249 21H251ZM7 19V20H6ZM65 19V20H64ZM72 19H73V21H72ZM88 19H89V21H88ZM92 19V20H91ZM94 19V20H93ZM127 19V20H126ZM130 19H131V21H130ZM136 21H134V20ZM226 19V20H225ZM233 19V20H232ZM62 20V21H61ZM118 20V21H117ZM214 20V21H213ZM216 20H217V22H216ZM220 20H222L223 22H221L222 23V26H223V28H222V26H220ZM227 20H229V21H227ZM60 21H61V23H62V25H61V23H60ZM133 21V22H132ZM139 21V22H138ZM202 21V20H201ZM213 21V22H212ZM227 21V22H226ZM66 23V24H64V23ZM70 22H72V23H70ZM89 22V23H88ZM97 22V23H96ZM103 22V24H101V25H104V23L106 24V25H108L107 27L105 26L104 28H102V29H104V30H97V28L98 29H101V27H103V26H101L100 25V28L99 27H97V26H99V23H102ZM193 22V23H194ZM216 22V23H215ZM87 23H88V25H87ZM94 23H96V24H94ZM111 23L113 24V25H111ZM116 23V24H115ZM128 24V25H126V24ZM132 23V24H131ZM217 23H219V24H217ZM260 23V22H259ZM259 23H255V25H257V26H253V23H251L252 24V26H253V28H254V30L255 29H257V28H259V29H262V30H264L263 28H264V26L262 25L261 26V23L259 24ZM91 24H94V26L92 27V25ZM124 24L126 25V26H124ZM133 24V25H134ZM135 24V25H136ZM210 24L211 25H213L214 26V28L212 29V27L213 26H210ZM215 24V25H214ZM217 24V25H216ZM226 24V25H225ZM259 24V25H258ZM60 26V27H58V26ZM67 25L69 26V27H67ZM79 26V28H76V27H78ZM83 25V26H82ZM85 25V26H84ZM90 25H91V27H90ZM225 25V26H224ZM65 26V27H64ZM113 26V27H112ZM119 26V27H118ZM201 26V25H200ZM216 26H217V28H216ZM219 26V27H218ZM62 27V28H61ZM67 27V30H65V28ZM76 28V30H75V28ZM81 27H84V28H81ZM110 27V28H109ZM123 27V28H122ZM205 27V26H204ZM221 27V28H220ZM227 27V28H226ZM263 27V28H262ZM64 28V29H63ZM85 28H86V31H85ZM107 30H106V29ZM125 29V28H127V30H126V32H124L125 30H122V29ZM45 29V30H44ZM62 29V30H61ZM72 29H74V31L72 30ZM94 29H95V31H94ZM209 31H208V30ZM211 29V30H210ZM215 29H216V31H218V32H216L215 31ZM220 29V30H219ZM258 29V31H260ZM64 30V31H63ZM70 30V31H69ZM206 30V31H205ZM122 31V32H121ZM211 31V32H210ZM243 31V30H242ZM238 31V35L237 36H240L239 38H241V39H243V38H245V32L243 31ZM257 31V30H256ZM41 32V33H40ZM61 32V36L59 35V33ZM99 32H101L100 34H102L101 36H100V34H99ZM104 32H105V34H104ZM174 32V31H173ZM221 32V33H220ZM241 32V33H240ZM116 35H115V34ZM124 33V34H123ZM220 33V34H219ZM95 34H97V35H95ZM109 34V35H108ZM113 34H114V36H113ZM172 33L170 32L169 34H168V36H169V39L171 38L172 39V37H175L173 34V36L171 35ZM218 34H219V36H218ZM240 34V35H239ZM242 34H243V36H242ZM118 35H120L119 36V38H118ZM170 35H171V37H170ZM215 35H217L216 37H215ZM257 35H258V37L260 36L259 34H255L254 35V37L252 36L251 38H255V39H252V42H253V45H259L260 44V39L259 38H261V37H257ZM63 36V37H62ZM103 36V37H102ZM125 36V37H124ZM207 36V37H206ZM242 36V37H241ZM60 37H61V39H60ZM93 37V38H94ZM104 37H106V38H104ZM204 37V38H203ZM256 37L259 39V40H257L256 39ZM94 38V39H95ZM215 40H214V39ZM60 39V40H59ZM110 41H108V40ZM202 39H203V41H202ZM206 39V40H205ZM217 39H218V41H217ZM64 40V41H63ZM211 40V41H210ZM214 40V41H213ZM259 42V43H257V41ZM63 41V42H62ZM108 42V44H107V42ZM205 41V42H204ZM206 41H208V42H206ZM210 41V42H209ZM254 41H256V42H254ZM53 42V43H52ZM104 42H105V44H104ZM156 42H158V41H156ZM156 42H154V48H152V50L150 51V53L152 54L151 56L152 57H158V56H160L161 54H162V49H163V46H161V45H164V44H162V43H165V42H158V43H156ZM191 42V41H190ZM190 42H188L187 44L185 43V45L186 46H182L180 49H178V52H180V51H182V52H184V51H190L189 49H191V43ZM194 42V41H193ZM202 42H204V44L202 43ZM216 42H218V43H216ZM221 42V43H220ZM25 43V44H24ZM58 43V44H57ZM64 43V44H63ZM197 43H198V45H197ZM207 43H208V47L207 48H203L202 46L204 45V47H206L205 46V44L207 45ZM214 44V46H212L213 44ZM24 44V45H23ZM61 44V47H57V45H60ZM103 44H104V46L107 44V46H103ZM199 44H200V46H199ZM160 45V46H159ZM188 45V46H187ZM190 45V46H189ZM209 45H211V46H209ZM108 47V48H107ZM162 47V48H161ZM188 47V49L186 50V48ZM190 47V48H189ZM201 47H202V49H201ZM256 48H258V46H255ZM59 50H58V49ZM62 48V49H61ZM103 50H102V49ZM106 48V49H105ZM112 53H110L108 50ZM201 49V50H200ZM62 50V52H60ZM159 50V51H158ZM184 50V51H183ZM102 51H103V53H104V55L105 56H102L103 55V53H102ZM130 53H129V52ZM134 51V52H133ZM110 53V56H108L109 58H107V55H109V54H107V53ZM133 52V53H132ZM137 53V55H136V53ZM157 52L158 53H160L159 55L157 54ZM39 53V54H38ZM53 53H55V54H53ZM71 53V52H70ZM94 53V52H93ZM102 53V54H101ZM128 54V56H130L129 58H131V59H129L128 58V56L126 55V54ZM177 53V52H176ZM190 53H192V51H190ZM94 54H96V55H94ZM94 54H89V55H87L86 57L84 56V55H81V57L82 56H84L83 58H89V59H96V56L98 55L97 53H94ZM113 54L114 55H116V54H118L117 56L118 57H116V56H113ZM119 54H122V58L120 57V59H118L119 58ZM124 54L127 56V60H125L126 59V56H124ZM131 54H132V56H131ZM135 54V55H134ZM155 54V55H154ZM178 55H179V53H177ZM180 54H181V52H180ZM36 55V56H35ZM56 55V56H55ZM59 55V56H58ZM66 55H68V57L66 56ZM163 55V54H162ZM164 55H165V53H164ZM163 55V56H164ZM261 55V57H259V54H256V56H258V58H257V60H258V62L259 63H261V60H262V62L264 61V54H260ZM48 56V57H47ZM65 56V57H64ZM76 56V57H75ZM94 56V58H91V57H93ZM135 56V57H134ZM137 56H138V58H137ZM139 56L141 57V58H139ZM113 59H112V58ZM162 56H160L159 58L161 59V60H164V61H168L167 59H165V57L167 58V55H165L164 56V58L162 57ZM30 58V59H29ZM69 60H68V59ZM71 58H74V59H71ZM98 58V57H97ZM106 58V59H105ZM111 58V59H110ZM40 59V60H39ZM65 59V60H64ZM116 59V60H115ZM122 59V60H121ZM138 59V60H137ZM140 59V60H139ZM46 60V61H45ZM114 60V61H113ZM120 60H121V62H120ZM129 60H132V62H135V64L134 63H131V61H129ZM138 62H137V61ZM185 60H188V58L186 59H184L183 61H185ZM31 61V62H30ZM64 61V62H63ZM68 61H69V63H68ZM112 61H113V63H112ZM116 61H117V63H116ZM124 61V63H122ZM128 61H129V63H128ZM68 63V65H66V66H64L65 64H63V63ZM125 62H127L126 64H131V65H133L134 67L136 66V62L139 64H137V66H139V67H137L136 66V68H135V70H134V68H133V66H129L128 67V65H126L125 64ZM186 62V61H185ZM30 63V64H29ZM66 63V64H67ZM187 63L188 64H191V63H193V62H186V63H182L181 64V66L183 67L184 65L186 66L187 65ZM195 63H198V62H195ZM60 65V66H59ZM54 66V67H53ZM107 66V67H106ZM116 67L115 69L114 68H111V67ZM65 67V68H64ZM103 67L105 68V69H103ZM110 68V69H107V68ZM121 67V68H120ZM126 67H128L129 69H132V70H134V71H132V70H130L129 71V69L128 68H126ZM62 68V69H61ZM118 68L120 69V70H118ZM124 68V70L125 69H127L128 70V72H126L125 74V76H124V70L122 71V69ZM31 69V70H30ZM65 69H68V70H65ZM101 69H103V70H101ZM107 69V70H106ZM111 69H113V70H111ZM118 71H120V72H118ZM139 69V70H138ZM12 70V71H11ZM114 70H116V72L114 71ZM137 70H138V72L139 73H137ZM5 71V72H4ZM26 71H28V72H26ZM46 71V72H45ZM51 71V72H50ZM57 71V72H56ZM66 71H68V72H66ZM99 71H100V73H99ZM107 71H109V72H107ZM110 71H113L112 73L110 72ZM259 71V72H258ZM258 71H256V73L257 74H255L256 75V79H254L253 80V82H251L250 84L251 85H254V86H251V88H255V86H256V88L257 89H260L261 90V88H260V86L263 84V82L264 81H262V83H261V80H264V79H261V77L263 76V72L264 71H262V70H258ZM260 71H262V72H260ZM30 72V73H29ZM32 72V73H31ZM35 72V73H34ZM38 72V73H37ZM40 72V73H39ZM48 72V73H47ZM65 72V73H64ZM98 74H97V73ZM103 72V73H102ZM105 72H107L109 75H107ZM115 72V73H114ZM133 72V73H132ZM52 73V74H51ZM64 73V75H61V74H63ZM90 75H89V74ZM105 73V74H104ZM118 73V74H117ZM122 74L121 76H120V74ZM128 73V74H127ZM133 75H131V74ZM259 73V74H258ZM261 73V74H260ZM263 73V74H262ZM46 74V75H45ZM58 76H57V75ZM97 74V75H96ZM112 74H113V76H112ZM139 74V76L140 75H143V77L142 76H140V77H142V78H144L145 77V79H147L146 81L148 82V83H145L144 81H143V79H141V78H139L137 75ZM27 75V76H26ZM32 75V76H31ZM39 75V76H38ZM86 75V76H85ZM119 75V76H118ZM130 75V77H135V78H128L127 76H129ZM136 75V76H135ZM259 75V76H258ZM26 76V77H25ZM62 76V77H61ZM78 76H80V75H78ZM88 76H90V78L88 77ZM123 76H124V78H123ZM30 77V78H29ZM39 77H40V79H39ZM43 77V78H42ZM52 77V78H51ZM93 77V78H94ZM150 77V78H149ZM51 78V83H50V81H49V79ZM258 78H260L259 80H258V82H257V79ZM263 78V77H262ZM26 79V80H25ZM42 79V80H41ZM110 80V81H114V80ZM122 79V80H121ZM131 79H133V82L132 81H130L129 82V80H131ZM57 80V81H56ZM108 80V81H109ZM124 80V81H123ZM142 80V81H141ZM151 80V81H150ZM153 80V81H152ZM155 80H157V81H159V82H157V81H155ZM256 80V81H255ZM123 81V82H122ZM126 81V82H125ZM162 81V80H161ZM21 82V83H20ZM130 84H129V83ZM143 82V83H142ZM155 82H157L158 83V85H157V83L155 84L156 85V87L155 86H153L154 85V83ZM259 84V88H258V84ZM61 83H62V85H61ZM121 83H123V85L121 84ZM127 83V84H126ZM142 83V84H141ZM145 83V84H144ZM152 83V84H151ZM20 84V85H19ZM45 84V85H44ZM49 84H50V86H49ZM126 84V85H125ZM146 84H148V85H146ZM257 84V85H256ZM26 85V86H25ZM52 85H54V86H52ZM59 85H61L62 86V88L64 89H62ZM143 87H142V86ZM144 85H145V88H144ZM25 87V89H23V88H21V87ZM135 86V85H134ZM146 86H150V87H148V88H150V89H148ZM13 87V88H12ZM35 87V88H34ZM59 87V88H58ZM116 87V86H115ZM152 87V88H151ZM153 87H155V88H153ZM159 87V88H158ZM21 88V89H20ZM54 88V89H53ZM125 88V89H126ZM144 88V89H143ZM250 88V89H251ZM256 88L255 89H253L254 91H258L259 92V90H256ZM31 89V90H30ZM57 89V90H56ZM60 89V90H59ZM116 89V88H115ZM153 89V90H152ZM156 89H157V91H156ZM63 92H62V91ZM66 90V91H65ZM116 90V91H117ZM118 90V91H119ZM142 90V91H141ZM146 90V91H145ZM149 90V91H148ZM152 90V91H151ZM252 90V89H251ZM252 90V91H253ZM54 91V92H53ZM61 93H60V92ZM145 91V92H144ZM156 92V93H154V92ZM253 91V92H254ZM6 92V93H5ZM144 92V93H143ZM151 92H152V95H151ZM10 93H13L12 94V96H11V94ZM19 93V94H18ZM36 93V94H35ZM57 93H60L59 95L57 94ZM97 94H98V92H96ZM95 93V91H94V93L92 94V97H93V95H95L96 94ZM17 95V96H15V95ZM34 94V95H33ZM258 94H260V96L259 95H257L256 96V101L258 100L259 101V103L258 104H260V107L261 108H259V109H262V110H260V117L258 116V118H256V119H258V121L255 119V125L257 126V124H258V126L259 125H262L263 123H264V116H263V118H262V116L261 115H264V106H262L263 104H264V97H263V95H264V92H263V94H262V92L260 93H258ZM26 95V96H25ZM57 95V96H56ZM127 95H129V94H127ZM131 95V94H130ZM18 96H20L19 98H18ZM33 96V97H32ZM139 96H140V94H139ZM38 99H37V98ZM44 98V99H42V98ZM45 97H46V100H45ZM52 97V98H51ZM135 98L137 97V96H134ZM141 97H142V99H143V97L144 96H142L141 95ZM141 97L139 98V97H137L136 99L138 100V99H141ZM261 97H263V98H261ZM6 98V99H5ZM10 98L12 99V102H9V103H11V107H10V110H11V112H9V111H5V110H1V104L3 103V101H4V99L5 100H10ZM50 98V99H49ZM55 98V99H54ZM56 98H58V99H56ZM60 98V99H61ZM95 97H93V99H94ZM135 98H134V100L132 101L133 103H131V105L130 106H134L136 109H134V107H132L133 108V110L132 111H134V112H137V111H139V108L142 106V104H140L141 103V100L140 101H138L137 102V100H135ZM145 98V97H144ZM155 100H156V96L155 97H153ZM157 98H159V96L157 97ZM260 98V99H259ZM31 99V100H30ZM37 99V100H36ZM48 99V100H47ZM18 100V101H17ZM43 100V101H42ZM51 100V101H50ZM150 100H152L151 98H150ZM158 100V99H157ZM37 101H38V103H37ZM45 101V102H44ZM47 101V102H46ZM49 101V102H48ZM53 101V102H52ZM55 101V102H54ZM261 101V102H260ZM263 101V102H262ZM33 102V103H32ZM153 101H151L150 102V104L148 103V105H150L149 107H151L152 108V111L150 110V108H148L151 112H153V109L155 110V108L157 107V106H159L160 105V99H159V101H156V102H154V104L152 103ZM135 103H138V104H140V105H138V104H135ZM159 104V105H158ZM33 105V106H32ZM44 105V106H43ZM52 105H54V106H52ZM138 105V106H137ZM153 105H156V106H153ZM21 106V107H20ZM32 107L31 109H30V107ZM39 106V107H38ZM129 106V105H128ZM130 106H129V108H130ZM140 106V107H139ZM41 107V108H40ZM139 107V108H138ZM153 107H155V108H153ZM18 108V109H17ZM47 109V110H46ZM59 109H60V107H59ZM30 110V111H29ZM39 110H41V111H39ZM46 110V111H45ZM3 112V113H2ZM5 112H7V113H5ZM5 113V114H4ZM262 113V114H261ZM25 114V115H24ZM41 114H43V115H41ZM40 115V116H39ZM193 115V116H192ZM7 116V117H6ZM194 116L196 117V118H194ZM32 119H31V118ZM48 117V118H47ZM54 117H56L55 119H57L58 120V118H59V120L58 121H60V123L62 124V126L63 125H65L66 127H54L53 129H52V124L50 125V123H49V120H51L52 118H54ZM6 118V119H5ZM8 119V120H7ZM12 119V120H11ZM49 119V120H48ZM190 120H191V122L192 123H196V124H202V119L199 117V115H196L195 113H191L190 114V118H189ZM196 119V120H195ZM200 119H201V121H200ZM9 122H7V121ZM53 120V119H52ZM261 120V121H260ZM263 120V121H262ZM55 121V120H54ZM200 121V122H199ZM256 121H257V123H256ZM12 122V123H11ZM198 122V123H197ZM204 122V121H203ZM259 122V123H258ZM262 124H261V123ZM5 123V124H4ZM15 123V122H14ZM47 123V124H46ZM8 124V125H7ZM10 124L11 125H13V129L11 128V127H8V126H10ZM6 125V126H5ZM30 125V126H29ZM264 125V124H263ZM28 126V127H27ZM257 126V127H258ZM47 126L45 127V128H48ZM71 127V126H70ZM257 127H255L254 126V128L252 127V130L250 129V134H253V132L255 133V134H258V135H261V136H264L263 135V133H264V127L262 126V128L259 126L258 127V129H257ZM9 128V129H8ZM59 128H64V130L66 131L65 132V134L63 133V131L62 130H59ZM257 130H256V129ZM17 129V128H16ZM15 129V130H16ZM24 129H22V130H24ZM255 129V130H254ZM261 129V130H260ZM263 129V130H262ZM2 130V131H1ZM18 130V129H17ZM73 131V132H74ZM81 131V130H80ZM253 131V132H252ZM257 131H258V133H257ZM3 132V133H2ZM21 131L19 130V132H17L18 134L20 133ZM62 132V133H61ZM261 132H263V133H261ZM2 133V134H1ZM16 133V135H18ZM62 134L61 136H60V134ZM76 133V132H75ZM77 133L79 134L78 136H83V135H80V134H82V131H81V133H79L78 131H77ZM76 133V134H77ZM65 136H64V135ZM100 133H96L95 134V136L94 135H92V137L94 136V138L93 139H97V140H93V141H89L90 142V146L91 147H94V148H96V149H98L99 150V152H101V153H103V154H107V148H109L110 149V147H112V145L110 146V142H108L107 141V137H105V135L104 134H101V136L103 135L104 136V138L103 137H101L100 135H99ZM74 135V134H73ZM96 135H99V136H97V138H96ZM128 135V136H127ZM127 135H125V138H124V140H123V144H124V146L125 147H129L130 145H129V143L130 144H132V138H133V136H130L131 134H127ZM57 136H59L60 138H63V139H60L59 137H57ZM128 137V138H127ZM132 137V138H131ZM46 138H49V136H46ZM77 138V137H76ZM81 139H83V137H80ZM79 138V139H80ZM105 140H103V139ZM131 140H130V139ZM60 139V140H59ZM65 139L67 140L66 142H65ZM126 139V140H125ZM139 139V138H138ZM138 139H136L135 138V140H133V144H135L138 148H140V145L139 144H141V142L138 140ZM69 140V141H68ZM100 140V141H99ZM138 140V141H137ZM72 141V142H71ZM95 141V142H94ZM96 141H97V143H96ZM99 141V142H98ZM101 141H104L103 143L101 142ZM108 142V144H107V146H105L104 144H106L107 142ZM124 141H130V142H128V144H126ZM138 143H137V142ZM72 143H73V145H72ZM76 143V144H75ZM95 143V144H94ZM100 143V144H99ZM50 146H49V145ZM52 145V146H51ZM94 145H96V147L94 146ZM101 145V146H100ZM55 146H57V147H55ZM61 146V147H60ZM70 146H75L74 148H72V147H70ZM105 146V147H104ZM109 146V147H108ZM48 147V148H47ZM60 147V148H59ZM97 147H99V148H97ZM103 147L106 149V151L104 150V152H103V150H101V149H103ZM107 147V148H106ZM30 148V149H29ZM51 148H53L52 150H50ZM59 148V149H58ZM62 148H64V150H65V152L63 151V149ZM26 149V150H25ZM44 149H46L45 151H42V152H44L45 154H46V152H52L53 151V153H51V156L53 155L54 156V158H55V160L54 161H52L54 158H53V156L51 157V156H49L50 155V153H49V155H38L39 154V152H40V150H44ZM62 150L61 152H63V153H61V152H59L58 153V151L57 150ZM49 150V151H48ZM55 150V151H54ZM24 151V152H23ZM57 151V152H56ZM77 151V150H76ZM76 151H75V153H76ZM222 151V150H221ZM41 152V153H42ZM56 152V153H55ZM69 152V153H68ZM220 152V151H219ZM40 153V154H41ZM47 153V154H48ZM57 154V155H56ZM59 154L61 155V154H63V155H61V157H59ZM254 154H256V155H254V156H257L258 157V154L255 152ZM38 155V156H37ZM64 155V156H65ZM100 155V154H99ZM237 156L239 155L240 157L238 158L239 160H242L244 157H243V155L244 154H236ZM114 155H107V156H105L109 161H107V162H105V163H103L104 165H107L104 169L106 170V168H108L107 169V171H109V169H114V166L116 165V163H114V161H112L111 162V158L113 157ZM236 156V157H237ZM108 157H110V158H108ZM217 156H215V158H216ZM32 158V159H31ZM50 158H52V159H50ZM56 158H58V159H56ZM105 158V160H107ZM159 158H160V160H161V157L158 155L157 156V160L158 161H160L159 160ZM242 158V159H241ZM115 159V158H114ZM33 160V161H32ZM58 160V161H57ZM104 160V161H105ZM112 160H113V158H112ZM156 160V161H157ZM104 161H102V162H104ZM250 160H245V162H244V159H243V163H245V165H246V172L245 173H247L249 170V172H248V174H249V178H251V181H252V179H253V177L254 176H256V174H255V172H253L252 171V168L250 167V163H248ZM247 162V163H246ZM114 163V164H113ZM103 164H102V166H103ZM112 164V165H111ZM128 164H130L129 165V167H127V168H122V169H129L130 167H131V165H133L134 164V161H130V163L128 162L127 163V166H128ZM249 166H248V165ZM52 165H53V163L50 165V167H49V169H50V172L51 173H49L48 175L49 176H47V177H45V173L43 174V171H46L47 170V168L45 167H40L41 168V170L39 169V166L38 167H36L37 168V170H39L40 171V174L42 175V177H43V179H42V183L40 182L39 184H37L36 183V185L34 184V180H31L29 177L27 178V180L29 179V180H31V181H29V183H28V181L25 179H23L24 181H23V183H20L18 186V190H16V191H18V194L22 197V198H25V200H23L22 202L21 201H18V203H21V205L20 206H22L23 207V210H27L26 208V206L28 205V207L29 208H31V209H29L28 208V210H30V211H28V212H30L29 213V215H33V216H35V219L36 220H38L37 219V217L41 220V222L39 221V223H37L38 225H37V229H38V231H40V229H41V232L43 231V237H41L40 235H42V234H40L41 232H38L37 230L36 231H32L33 233H29L28 234V236H31V234L33 235L32 237H34L35 235H37L38 233H39V235H37V237L38 236H40L41 238H35V239H32V237H28L27 239H29V240H31V242H32V240H33V242L32 243H34V242H36V243H34V244H36V246L37 245H39V246H37V248H40V249H43V251L44 250H46L47 248L49 249V250H52V248L54 249V248H56V242L58 241L56 238H58V233L60 232L61 234H63V230H64V233L66 232V235H64V237L65 236H68V237H66L67 239L66 240H68V239H72V237H74L73 235L74 234H76L77 233V231L76 232H73L74 230H77V228H79L80 226H78V223H76V224H74V222L75 221H73L74 219L73 218H70L69 217V215L72 217L73 215L72 214H69L68 215V207L66 208V206H63V205H65V204H62V206L60 205L59 206V204H57V203H59L60 201L61 202H64L63 201V198L66 196L67 197V194H60V193H62L63 191L64 192H66L67 190H68V186H69V188L70 189H72L73 187H75V186H79L78 184L76 185V182H80V180L79 179H76V178H74L73 176H71V178L72 179H69V177H70V175H69V177L66 175V174H68L70 171L68 170V169H61V170H59V169H57L58 171H60V176L61 175H63V177L61 176V178H60V176L58 175V171L56 170V169H54L53 167H52ZM111 165V167H108V166H110ZM101 166V167H102ZM248 166V167H247ZM52 167V168H51ZM250 168V169H249ZM32 169V168H31ZM35 169V168H34ZM44 169H46V170H44ZM131 169V168H130ZM133 169V168H132ZM249 169V170H248ZM36 170V169H35ZM43 170V171H42ZM53 170H56V173H57V177L59 178H56V173H55V171H53ZM64 171V172H63ZM66 171V172H65ZM67 171H69V172H67ZM112 171V170H111ZM53 172H54V176H52L53 175ZM251 172H253V174L251 173ZM61 173H63V174H61ZM79 173L81 174V172H80V170H79ZM78 173V174H79ZM52 174V175H51ZM70 174V173H69ZM80 174H79V176H80ZM247 174V175H248ZM44 175V176H43ZM47 175V174H46ZM250 175H252V176H250ZM254 175V176H253ZM50 176H52L53 177V179H51V180H49L51 177ZM122 176H125V174H123ZM66 177V178H65ZM77 178H78V175L76 176ZM121 177V176H120ZM118 178L119 180H116V183H117V185L119 184H122L121 183V181L123 182L124 181V179L126 178H128V176L127 177H125V178ZM45 178V179H44ZM56 178V179H55ZM62 178H64V179H62ZM69 179V182L68 181H65V180H68ZM254 178H256V177H254ZM49 181H48V180ZM123 179V180H122ZM125 179V180H126ZM259 180V178H256L255 180ZM59 180V181H58ZM70 180H72V181H70ZM78 180V181H77ZM257 180V181H258ZM32 181H34V182H32ZM54 181V182H53ZM76 181V182H75ZM119 183H118V182ZM243 181V180H242ZM26 182V183H25ZM48 182V183H47ZM71 182H73L72 184H71ZM252 182H254V184L255 183H257L256 181H252ZM70 183V184H69ZM75 183V184H74ZM124 184H125V182H123ZM21 184H23V186L21 185ZM31 184H34V186L33 185H31ZM56 186H55V185ZM66 184V185H65ZM69 184V185H68ZM124 184H122V185H124ZM21 185V186H20ZM29 185V186H28ZM40 185H42V186H40ZM46 185V186H45ZM53 185V186H52ZM63 185H65V186H63ZM68 185V186H67ZM116 185V186H117ZM251 185V186H250ZM31 186V187H30ZM35 186H36V189H35ZM39 186V187H38ZM59 186V187H58ZM67 186V187H66ZM258 186H260V185H258V184H256V186L255 185H252V184H249V186L247 185L246 187H248L247 189H248V191L250 190V188L251 187H258ZM21 187H23V188H21ZM28 187H30V188H28ZM32 187H34V188H32ZM41 187H43V188H41ZM54 187V188H53ZM56 187H57V189H56ZM65 187V188H64ZM72 187V188H71ZM250 187V188H249ZM264 187V186H263ZM50 188V189H49ZM60 188V189H59ZM118 188H120V189H118ZM118 188H114L113 189V191H112V194L114 193V192H116V195H113L112 197H114L115 196V198H113L115 201V203L113 202V200L110 202V203H107V205H105V207H103L102 208V211L100 212V211H98V213L99 214H97V215H95V216H93V217H96V219L94 220L98 225L97 226H93L94 227V229L96 228V230L94 231L95 233H96V231H97V233L95 234L96 236L97 235H99L98 234V231L99 232H103L104 231V229L106 230V231H104L105 232V238L106 239H108V240H110L111 239V235H112V238L113 239H115V237L117 238L118 236H121V237H118V238H129V237H125V236H127V235H129L130 236V233H131V236H132V234L135 232V231H137L136 230V225L134 224V223H131V222H127L126 221V217L128 216V214H129V212H128V209H125V208H129L130 206V209H129V211H130V213H131V210H132V212H133V209H137L138 208V206H139V199L134 195H130V193L128 192V193H126V195H125V192H124V194L123 193H121L123 190H124V188H122V187H118ZM145 190H144V189ZM261 187H258V191L259 190H261L262 191V188L260 189ZM24 191H23V190ZM31 189V190H30ZM65 189H66V191H65ZM148 189V187H145V186H143L142 188H140V190L138 191V192H141V193H139L141 196H139V197H143V194H144V192L146 193L145 195H147V196H145L144 195V197H148V196H151L152 195V192L150 191V189L149 190H147ZM257 189V188H256ZM19 190H21V191H19ZM35 190V191H34ZM45 190V191H44ZM56 190H58V191H56ZM62 190V191H61ZM142 190H144V192L142 191ZM23 191V192H22ZM37 191H39V192H37ZM52 191H53V193H52ZM120 191V192H119ZM132 191H134V190H132ZM54 192H56V193H54ZM63 192V193H64ZM143 192V193H142ZM149 192V193H148ZM151 192V193H150ZM260 192V191H259ZM44 195H43V194ZM59 195H58V194ZM132 193V192H131ZM261 193V192H260ZM26 196H25V195ZM40 194V195H39ZM53 194V195H52ZM115 194V193H114ZM119 196H118V195ZM120 194H123V195H121L120 196ZM130 195V196H128V195ZM29 195V196H28ZM36 195H38V196H36ZM59 197H58V196ZM65 195V196H64ZM34 196L35 198H32V197ZM43 197L44 198V200H43V198L41 199V197ZM46 196H47V198H46ZM123 196H124V198H123ZM28 197H29V199H28ZM52 197V198H51ZM56 197V198H55ZM58 197V198H57ZM61 197V198H60ZM63 197V198H62ZM118 198V200H117V198ZM151 197H153V195L151 196ZM150 197V198H151ZM120 198V199H119ZM129 198V199H128ZM133 198V199H132ZM31 199V200H30ZM38 199V200H37ZM46 199V200H45ZM50 199V200H49ZM57 199V200H56ZM59 199H61L60 201H58ZM138 199V200H137ZM143 199V198H142ZM34 200H36V201H34ZM132 200H134V202L132 201ZM40 201V203H38ZM45 201V202H44ZM58 201V202H57ZM132 201V202H131ZM27 204V205H25V203ZM37 202V204L35 205V203ZM42 202V203H41ZM50 204H49V203ZM55 202H57L56 204H54ZM117 202V203H116ZM17 203V202H16ZM24 203V204H23ZM29 203V204H28ZM113 203H114V205L116 206H112L113 205ZM130 205H129V204ZM135 205H134V204ZM23 204V205H22ZM31 204V205H30ZM41 204V205H40ZM42 204H48V205H44L45 207V209L43 208V205ZM111 204V205H110ZM118 204V205H117ZM138 204V205H137ZM25 205V206H24ZM39 205V206H38ZM54 206L55 208H53V207H51V206ZM56 205V206H55ZM35 206H36V208H35ZM46 206H50V207H46ZM57 206H59V207H62V209H60L59 207L57 208ZM110 206H112L113 208L112 209H114V212H113V210L111 209V207ZM126 206V207H125ZM135 206V207H134ZM133 207V208H132ZM137 207V208H136ZM46 208L48 209V212L49 213H47L46 211ZM50 208H52L51 210H50ZM108 209V210H112V212L111 211H108V210H106V209ZM117 208V209H116ZM118 208L120 209V210H118ZM121 208L125 211L124 213H127L126 214V216L124 217V213H121V212H123L122 210H121ZM33 209V210H32ZM34 209H35V211H34ZM39 209V210H38ZM57 209V211H55ZM63 209H67V210H63ZM107 212L106 214H108V215H110V217H111V219L108 217V215L106 216V215H104L105 213V211ZM36 210H38L39 212L37 213L36 212ZM53 211V214H52V216L53 217H50L49 218V216L51 215L50 213V211ZM60 210H62V211H60ZM115 210H118V212L116 211L115 212ZM126 210H127V212H126ZM35 213H34V212ZM64 211V212H63ZM66 211V212H65ZM104 211V212H103ZM43 214V215H41L40 216V214L41 213ZM55 212V213H54ZM56 212H57V214H56ZM110 212V213H109ZM20 213V214H19ZM18 213V215L19 216H21V212H19ZM46 213V214H45ZM60 213L62 214H64V215H61L62 217H60V216H58L57 217V215H60ZM65 213H67V215L65 214ZM122 215H121V214ZM35 214V215H34ZM39 214V215H38ZM47 214H49V215H47ZM56 216H55V215ZM100 214H102V215H100ZM118 216H117V215ZM119 214L122 216V217H120V218H122V219H119ZM124 214V215H123ZM9 215V214H8ZM38 215V216H37ZM114 216V218H112L113 216ZM47 216H48V218H47ZM66 216H67V218H66ZM98 216H101V217H98ZM104 216H105V218H109V219H105L104 218ZM6 217H8V216H6ZM9 217L10 218H12V217H14L15 218V216H13V215H9ZM44 217V218H43ZM45 217H46V219H45ZM55 217H57L58 218V220L60 219V218H62V220L60 219L59 221L57 220V218H55ZM65 217V218H64ZM118 217V219L119 220H116V218ZM123 217H124V219L125 220H123ZM10 218H7V219H10ZM14 218H12V221H14L15 219ZM98 218V219H97ZM6 219V220H7ZM16 219H19V218H16ZM47 219H49V220H47ZM53 221H52V220ZM71 219V220H70ZM100 219V220H99ZM103 219H105V220H103ZM115 221H120V224L119 225H121L122 226V221H126L127 222V225L125 224V223H123V226L120 228L118 225H116V224H118L119 222H115ZM57 220V221H56ZM65 220H68L67 222H65ZM101 220H103V221H101ZM109 220V221H108ZM122 220V221H121ZM45 221H47L46 223H45ZM61 221H63V222H61ZM94 221H93V223H94ZM99 221H101L100 223L102 224V225H106V227H104V229L102 228L103 226H101V224L99 223ZM106 221V224L104 223ZM111 221H112V224H114V227H115V225L118 227V231H117V227H115V228H113V225H111ZM116 223H114V222ZM55 222V223H54ZM61 222V223H60ZM71 222H72V224H71ZM109 222V223H108ZM49 223V224H48ZM58 223V224H57ZM60 223V224H59ZM65 223V224H64ZM67 223V224H66ZM92 223V224H93ZM96 223H94L93 225H96ZM131 223V224H130ZM44 224H46V225H44ZM68 224H70V225H68ZM110 224V225H109ZM129 224V225H128ZM42 225V226H41ZM44 225V226H43ZM63 225V226H62ZM66 225V226H65ZM68 225V226H67ZM73 225V226H72ZM78 226L77 228H76V226ZM132 225V226H131ZM134 225V226H133ZM60 227V229H61V231L59 230V227ZM62 226V227H61ZM71 226V227H70ZM39 227V228H38ZM44 227V228H43ZM64 227V228H63ZM65 227H66V229H65ZM68 227V228H67ZM73 227H75L74 229H73ZM93 227H92V229H93ZM99 227L100 228H102L101 230L99 229ZM108 227H109V229H108ZM133 227H136V228H133ZM36 228V227H35ZM56 228V229H55ZM70 228V229H69ZM115 229V231L117 232H115L114 230H112V229ZM127 228V229H126ZM133 228V229H132ZM47 229V230H46ZM57 230V231H55V230ZM73 231H72V230ZM97 229H99V230H97ZM107 229L110 231V230H112L111 231V234H109L110 232L109 231H107ZM123 229V230H122ZM126 229V230H125ZM70 230H71V232H70ZM134 230V231H133ZM5 231V233H10V232H8V230L6 231V230H4ZM52 231V232H51ZM127 231V232H126ZM211 231V233L213 232V230L211 229L210 230ZM210 231H209V233H210ZM55 232V233H54ZM57 232V233H56ZM68 232V233H67ZM74 234H73V233ZM115 234H114V233ZM125 234H124V233ZM20 233H22V232H20ZM35 233V234H34ZM49 233V234H48ZM70 233V234H69ZM127 233V234H126ZM57 234V235H56ZM72 234V235H71ZM104 234V233H103ZM113 234L115 235L114 237H113ZM116 234L118 235V236H116ZM121 234V235H120ZM9 235H12V234H9ZM23 236L24 238L23 239H25V236L24 235H22V234H18V235H12V240H15V238H17V237H21V236ZM48 235V236H47ZM110 237H109V236ZM122 235H124V236H122ZM212 235V234H211ZM69 236H70V238H69ZM96 236L94 237V238H96ZM46 237V238H45ZM56 237V238H55ZM22 238V237H21ZM21 238H20V240H21ZM26 239V240H27ZM36 239H37V241H36ZM39 239H41V243H40V240ZM46 239H50V241L49 240H46ZM57 241H56V240ZM35 240V241H34ZM45 240V241H44ZM112 240V239H111ZM110 240V241H111ZM53 241H56V242H53ZM114 240H112L111 242H113ZM46 242V243H45ZM52 242V243H51ZM39 243V244H38ZM59 242H57V244H58ZM49 244L51 245V246H54V247H49ZM55 244V245H54ZM68 244V243H67ZM45 246V247H44ZM83 248L81 247L80 248V250H82ZM37 251H38V249H37ZM115 251V250H114ZM114 251H111L112 253L110 254L111 256H113V257H111L110 255H103L104 257H103V259H104V261H107L106 260V258L108 257V258H110V259H108V262L110 263V261L111 260H114L113 258L114 257H118V261H122V263H120V262H116L117 264H126V262H127V260H125L124 259V257H122L123 256V254L122 255H120V257L121 258H119V256H116L118 253H117V250L115 251V254H114ZM87 253H89L90 254V252H87ZM71 254H73L72 252H71ZM90 255H91V257H90ZM87 258H88V260H91L90 258H92V259H95L94 257H96L95 256V254H93L94 255V257H93V255L92 254H90ZM105 256H106V258H105ZM112 258V259H111ZM25 258H23V260H22V262L23 261H26V260H24ZM99 259V257L97 258V260ZM102 259V257H101V260H103ZM87 260V263L88 264H93V263H95V264H98V261H101V260H98V261H96V260H94V262H93V260H92V262L91 261H88ZM110 260V261H109ZM124 260H125V262H124ZM27 262V261H26ZM90 262V263H89ZM27 264V263H25V262H23V263H21V261L20 262H18V264ZM86 263V264H87ZM115 263V264H116ZM6 264H7V262H6ZM8 264H11V262L10 263H8ZM102 264H107V262H104V263H102Z\"/></svg>",
    "mask_w": 264,
    "mask_h": 264
}]
</instances>
